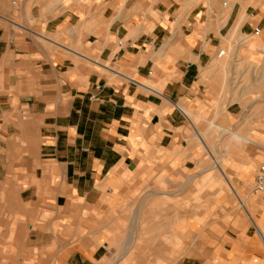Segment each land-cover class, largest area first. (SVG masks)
<instances>
[{
  "label": "crops",
  "instance_id": "obj_1",
  "mask_svg": "<svg viewBox=\"0 0 264 264\" xmlns=\"http://www.w3.org/2000/svg\"><path fill=\"white\" fill-rule=\"evenodd\" d=\"M263 61L264 0H0V264H264Z\"/></svg>",
  "mask_w": 264,
  "mask_h": 264
},
{
  "label": "rangeland",
  "instance_id": "obj_2",
  "mask_svg": "<svg viewBox=\"0 0 264 264\" xmlns=\"http://www.w3.org/2000/svg\"><path fill=\"white\" fill-rule=\"evenodd\" d=\"M230 47H231L230 43H223L221 46V48L225 50H228ZM234 76L235 77L233 79V87H232L233 91H232V94H229L228 99L231 102H235V101L240 102L241 106L245 107L246 108L245 110H248L249 115L251 116L250 123L251 125H254L253 118H257V117H255L253 113L257 112L258 107L256 106L251 107V106H247L246 104L249 101V99L250 101H252L256 98H263L264 96V92H262L264 91V61L260 63L259 66L254 68V70L250 69L247 72H235ZM255 80H257V82ZM256 92H258V94ZM258 104H261L262 105L261 107H264L263 102L258 103ZM263 113H264V110H263ZM250 147L253 149V151L257 152L258 154L261 153V150H260L261 148H259V146L251 145ZM262 153H264V150ZM263 160H264V157L261 158L258 163H256L255 170H254V176L257 172V169L260 166V163ZM232 178H233V175H232ZM253 186H254V178L252 180L251 188H250L251 195L256 194L259 197V203L264 205L261 195L253 191ZM115 261L117 262V260H115V258L112 257V259L105 260L104 262H102V264H114Z\"/></svg>",
  "mask_w": 264,
  "mask_h": 264
},
{
  "label": "bare ground",
  "instance_id": "obj_3",
  "mask_svg": "<svg viewBox=\"0 0 264 264\" xmlns=\"http://www.w3.org/2000/svg\"><path fill=\"white\" fill-rule=\"evenodd\" d=\"M262 92H264V91H262ZM257 94H258V92H257ZM261 102L264 103V96H263V98H256V99H254L252 101L249 100V103H248L247 106H251V107L253 106V107H255V106H257L258 103H261ZM263 110H264V107L258 108V110H257V112L255 114V117H257V118H253L254 125H251V123H250V120H251V116L250 115L247 117V119H245V120H247L246 122H249L250 129L251 128L258 127V126L264 127V114H263ZM236 135L239 136V134H236ZM240 137H242V140H244V141H252L251 137L250 136H247L246 134H241Z\"/></svg>",
  "mask_w": 264,
  "mask_h": 264
},
{
  "label": "built area",
  "instance_id": "obj_4",
  "mask_svg": "<svg viewBox=\"0 0 264 264\" xmlns=\"http://www.w3.org/2000/svg\"><path fill=\"white\" fill-rule=\"evenodd\" d=\"M260 31H261L260 27H255L254 32L256 34H259ZM122 44L123 42L120 41L119 45H122ZM225 51H226L225 49H222L219 54L223 55L225 54ZM263 149H264V146H263ZM254 191L255 193L261 195L262 201L264 203V161L260 164L256 172Z\"/></svg>",
  "mask_w": 264,
  "mask_h": 264
}]
</instances>
